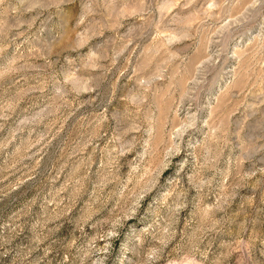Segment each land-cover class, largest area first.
Wrapping results in <instances>:
<instances>
[{"label": "rangeland", "instance_id": "obj_1", "mask_svg": "<svg viewBox=\"0 0 264 264\" xmlns=\"http://www.w3.org/2000/svg\"><path fill=\"white\" fill-rule=\"evenodd\" d=\"M0 264H264V0H0Z\"/></svg>", "mask_w": 264, "mask_h": 264}]
</instances>
